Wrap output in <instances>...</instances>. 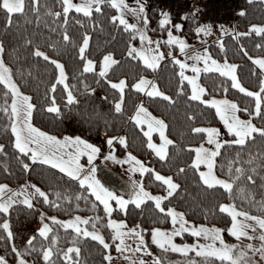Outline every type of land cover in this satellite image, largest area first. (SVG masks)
Segmentation results:
<instances>
[{"label":"snow or ice","instance_id":"1","mask_svg":"<svg viewBox=\"0 0 264 264\" xmlns=\"http://www.w3.org/2000/svg\"><path fill=\"white\" fill-rule=\"evenodd\" d=\"M247 3L252 5L254 0ZM110 10H115L114 14ZM198 10L194 8L190 17L196 39L218 30L214 43L224 54L222 59L214 57L207 46L189 55L186 49L192 45L173 33V29L179 33L183 25L172 24L167 11H161L158 20L159 28L166 31V39L152 40L142 0H135L134 7L128 0H0V172L7 174L5 182H0V241L7 250L0 254V264H87L81 258V245L89 241L95 242L102 257L100 264H116L114 254L128 264H165L169 253L179 254L169 264H264V22H249L244 30L198 23ZM129 15L135 23L129 22ZM238 15L247 17V9L240 8ZM184 18H189L188 14ZM72 21L80 26L75 32L70 28ZM105 21L132 37L123 53L126 59H117L107 49L100 55L93 53V33L103 32ZM9 33L14 43L6 40ZM136 37L139 46L133 42ZM225 37L237 42L239 52L250 62L248 76L254 82L246 84L242 65L228 58ZM245 38L257 54L244 43ZM162 46L166 51L161 50ZM176 48L183 59L175 54ZM65 57H71L75 63L72 79L81 77L78 84L83 93L76 85L68 84ZM130 61L143 65L141 71L131 80L125 74L116 75V68ZM162 62L170 64L173 70L168 88L161 85L160 77L150 79L144 74L148 70L157 72ZM189 69L191 75L187 74ZM201 73L218 74L214 91L222 90L223 95L210 92L201 83ZM84 74H91L96 84L104 82L103 100H110V111L119 115L125 113L131 95L142 94L151 103L169 110L183 98L187 128L181 133L182 142L171 138L169 122L153 115L144 99L133 102L134 110L128 117L142 133V146L157 158L155 163L166 165L171 174H162L131 151L123 159L118 158L115 142L128 148L125 135H107L108 151L102 154L100 146L81 135L52 134L36 125L38 113L62 114L57 103L58 91L66 101L65 109L76 107L79 95L88 94L91 98L95 94L96 89L85 82ZM32 84L36 85V96L30 90ZM41 85L43 94L39 95ZM232 90L240 94L238 99L230 98ZM207 110H214V118L222 127L207 120ZM93 115L101 116L95 112ZM201 119L205 123H200ZM153 133H158V143ZM186 136L191 139H185ZM196 138L199 143L193 142ZM173 149L187 150L190 163L176 166ZM83 156L87 157L86 162H82ZM98 157L128 166L123 188L111 186L98 174ZM13 164L23 173L46 166L51 173L50 184L42 187L25 181L12 187L8 180L14 174ZM189 169L193 183L202 189L203 198L211 202L210 210L204 208L205 219L209 215L219 216L222 226L197 224L187 218L185 211L172 205L169 198L181 190L179 178L187 176ZM146 174L148 185L159 182L157 187L161 191L153 193L145 186ZM69 189H74V201L65 205L64 201L70 199L66 194ZM81 200L83 207L93 213L91 216L79 214ZM237 201L241 203L238 205ZM145 202H151L157 218L154 223L170 220L172 227H144L141 222H132L130 226L128 219L116 215L124 213L128 217L130 206L132 210L142 209L147 207ZM41 203L63 210L67 218L49 215L41 207L36 227L18 244L13 213L35 215ZM101 206L103 215L98 214ZM61 229L68 237L66 241L61 240ZM145 233L150 234V240ZM185 233L196 239L180 243L174 239L184 237ZM222 233L236 242L230 243ZM241 238H245L243 242ZM152 245L160 254L154 253Z\"/></svg>","mask_w":264,"mask_h":264},{"label":"trees","instance_id":"2","mask_svg":"<svg viewBox=\"0 0 264 264\" xmlns=\"http://www.w3.org/2000/svg\"><path fill=\"white\" fill-rule=\"evenodd\" d=\"M246 8L248 11L247 17H240L237 15L236 18V29L244 30V26L249 23H260L264 22V2L261 0H254L252 5H248L247 0H239L238 1V9ZM113 12L115 10H110ZM146 12L149 17V33L150 34H160L163 31L158 26V20L160 19V14L155 7L154 3H146ZM79 18V17H78ZM79 25H76L74 21L70 23V28L75 32L79 29ZM194 25L191 23V20H186L184 22L183 28L181 32L187 37L192 38L195 34ZM47 32V29L44 30ZM0 34H2V30H0ZM113 35L115 38H113ZM132 37L121 30L113 29L110 24L105 21L104 31H95L93 33V39L91 41L93 53L96 55L102 54L104 49L110 50L114 52V55L117 59H126L123 55L126 50V43ZM8 42H13V36L9 33L6 37ZM136 39L133 40V42ZM226 46L228 48V58L232 62H237L242 65L241 73L244 76V81L246 84H250L254 82V78H250L248 76V64L250 62L247 61L246 57H243L239 52L237 43L232 41L229 37H225ZM244 43L252 50L253 54H257V51L253 48L252 43L248 40V38L244 39ZM207 47L214 57L222 59L224 54L219 52L218 45L214 43V41L209 42ZM99 49V51H98ZM166 50V47H163ZM67 63V71H68V84L76 85L77 89L81 93H83V88L80 84H78V80L81 77H77V79H72L74 75V69L76 68L75 63L73 62L71 57H65ZM43 63V62H41ZM143 65H137V61H130L124 64H121L120 67L116 68V75L125 74L131 80L133 75L138 74ZM148 77L151 76L153 78L160 77V83L165 88L171 87L169 81L173 78V70L172 66L164 65L162 62L161 69L157 72L153 73L151 70H148L144 73ZM48 74L45 73V76ZM87 77V82L90 86L96 89L94 95L89 98L88 94L79 95V104L76 107L71 109H65L64 101L60 97V92H57V103L62 108V114L57 116L55 114H46V113H38L35 117V123L37 126L42 127L43 130L49 131L52 134L58 135H81L83 138L88 139L90 142L97 144L102 148V152L105 150V142L104 139L107 135L117 136V135H125L129 141V147L124 148L120 146L118 141L115 142V154L122 155L124 152L131 151L134 155L150 166H155L158 170L162 171V174H171L168 170V167L162 166L161 164L155 163L157 158L150 156V150H147L146 147L142 146V133H140L139 128H136L131 121L128 120V117L132 114L133 102H138L140 99H144L145 105L149 108V111L153 113V115H159L165 118L169 122V133L171 138L176 139L178 142H182L181 133L186 131L187 122L184 119V112L186 109V104L183 98L180 100L178 104L172 107L170 110L165 108L162 105L151 103L148 98L139 95H131L129 96L128 103L125 106V113L123 115L115 114L110 111V100H103V96L105 95L106 89L104 82L100 84H96L91 74H84ZM218 74L210 73V74H201V83H203L210 92L214 95L220 96L223 95V92H215L214 88L218 84ZM174 83V81H173ZM62 89L63 86H60ZM30 90L34 96L37 95L36 85L32 84ZM43 94V85L40 86L39 95ZM108 95L111 97L112 92L109 91ZM230 98H239V95L235 90L230 92ZM198 111V109H194ZM101 114L100 118L94 116L93 113ZM103 114H107L106 116ZM207 120L211 123L218 126L220 122L218 119L214 118V110H207L205 113ZM200 123H205L203 119L199 121ZM3 121H0L2 124ZM185 139H191V137L186 136ZM193 142L199 143V139L196 138ZM171 147V146H170ZM173 160L176 166H181L184 163H190L189 155L187 150L177 151L173 149ZM219 164L217 165V168ZM13 175L9 178L8 182L12 187H15L17 183H23L25 181H32L37 183L38 185L44 187L50 184L51 173L47 171L46 166L43 168H36L30 173H23L18 167L13 164ZM7 174L0 172V182H5L4 177ZM147 175L145 186L149 187V190L153 193L161 191L157 185L159 182H155L152 185H148L147 183ZM193 174L192 170L189 169L187 176H181L179 178V183L181 184V190H179L178 194H174V198H169L172 205L177 208V210L185 211L187 213V218L192 220L198 224H216L217 226H222L223 222L220 221L219 216L209 215L208 219H205V211L204 208L207 206L210 210L211 202L203 198L202 189L193 183ZM67 195L70 196V199L64 201L65 205H72L74 201V189H69ZM259 198V196L257 197ZM82 205L79 210L80 215H89L91 216L93 213L88 212L84 207V201H78ZM241 202L237 201L239 205ZM147 207L142 206V209L132 210V206H130L128 217L124 216V213H117L116 215L120 218H126L129 221L131 226L132 222H141L144 227L151 226H159L162 228H169L170 220H165L163 223H158L156 221V214L153 211L151 206V202H145ZM46 211L49 215H58L60 218H67V215L63 210L51 209L47 205H38L37 212L35 215H29L24 212L13 213V221H14V230L18 233L17 243L22 244L24 240L27 238L28 234H31L32 229H34L37 225L39 210L41 209ZM141 211H143V215H141ZM98 214L103 215L102 208L100 207ZM99 227V225H98ZM227 239L231 237L227 235V233H223ZM146 237H149V233H145ZM60 236L62 241H66L68 237L65 235L64 230H60ZM82 259L87 262V264H100L102 257L99 252L96 250L95 242H87L82 243L81 245ZM153 251L155 254H160V250L156 248L155 245H152ZM7 251L4 247V242L0 241V254H3ZM114 252V249H112ZM179 254L169 253L166 256L165 264H169V262H175L178 259ZM30 261L34 259V257H27ZM199 259V258H197Z\"/></svg>","mask_w":264,"mask_h":264},{"label":"rangeland","instance_id":"3","mask_svg":"<svg viewBox=\"0 0 264 264\" xmlns=\"http://www.w3.org/2000/svg\"><path fill=\"white\" fill-rule=\"evenodd\" d=\"M186 1H189V0H186ZM197 1H201V0H196V2ZM261 1H264V0H261ZM142 2H144V0H142ZM128 3H129L130 6H133V7L135 6V0H128ZM144 4H145V9H146V3L144 2ZM146 14H147V12H146ZM170 18H171V23L172 24H175V23L178 22L177 20L173 19L172 17H170ZM127 19L131 23H135L136 22L135 18L132 17L131 15L127 16ZM182 25H184V23H182ZM229 27H231V26H229ZM173 33L183 36L186 39V41L190 45H192V47L186 49V51L188 52L189 55H191L194 51L201 50L203 47L207 46L209 42L215 41L218 38V36H219L218 30H215V29H214L213 33L210 34L208 37H204L203 34H201V39H199V40L196 39V35L195 34L193 35L192 38H187L181 31L179 33H176V30L173 29ZM148 36L154 41H156V40H164V39H166V31H163L160 34H150L149 31H148ZM135 39L136 40L134 41V43L139 46V43H140L139 38L136 37ZM202 40H206L207 44L201 43ZM161 50L162 51H166L165 49H163V46H162ZM175 54L181 59L184 58L183 55L181 53H179L178 48L175 49ZM187 62L191 63L192 61H187ZM186 71H187V74H189V75L192 74L190 69L186 70ZM149 78L151 79L153 77L149 76ZM218 127H222V125L219 124ZM153 137H154L155 142L158 143L159 142L158 133H153ZM105 140H106V138L104 139V142H105ZM107 151H108V146L105 143V150H104V152H102V154L106 153ZM125 154H126V152H124L122 155L116 154V156L118 158H120V159H123L125 157ZM81 159H82V162H86L87 161V157L86 156H83ZM96 162H97L98 167L100 169L98 174L101 177H103L106 181H108L111 186H113V187H115L117 189H121V188H123L125 186V182L128 179V176H127V167L128 166L127 165H120L118 163H113L111 160H109V161H101L99 159V157L97 158ZM134 175H136V177L139 179V174L138 173H136ZM101 208H102V206H101ZM61 219H65V218H61ZM37 223H38V221H37ZM209 226H211V225H209ZM171 227H172V225H171V222H170L169 228H171ZM148 238L150 240V234H149ZM174 239H176V241L178 243H180V242H185V241L192 242L196 238L192 237L189 233H185L184 237H176ZM244 239L245 238H241V242H243ZM228 241L230 243L236 242L235 238H233V237L228 239ZM129 243H132V242L129 241ZM145 259L146 260H150L151 257H145ZM114 260L116 261V264H128L127 261H123L121 259H118L115 254H114Z\"/></svg>","mask_w":264,"mask_h":264},{"label":"built area","instance_id":"4","mask_svg":"<svg viewBox=\"0 0 264 264\" xmlns=\"http://www.w3.org/2000/svg\"><path fill=\"white\" fill-rule=\"evenodd\" d=\"M239 0H201L198 6L186 0H144L145 3H154L159 14L161 11L170 13V17L181 24L190 20L192 11L198 7L199 22H211L213 25L224 24L236 28ZM188 14L189 18L182 17Z\"/></svg>","mask_w":264,"mask_h":264},{"label":"crops","instance_id":"5","mask_svg":"<svg viewBox=\"0 0 264 264\" xmlns=\"http://www.w3.org/2000/svg\"><path fill=\"white\" fill-rule=\"evenodd\" d=\"M191 2H193V6H198L200 4V1H197L196 2V0H191Z\"/></svg>","mask_w":264,"mask_h":264}]
</instances>
